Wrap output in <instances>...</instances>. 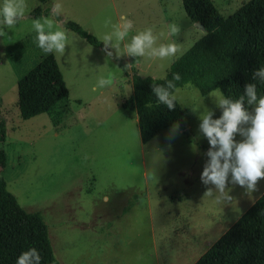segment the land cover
I'll list each match as a JSON object with an SVG mask.
<instances>
[{"label": "rangeland", "instance_id": "obj_1", "mask_svg": "<svg viewBox=\"0 0 264 264\" xmlns=\"http://www.w3.org/2000/svg\"><path fill=\"white\" fill-rule=\"evenodd\" d=\"M248 1L213 0L225 17ZM54 2L61 4L58 19L78 22L102 43L90 44L63 23L65 52L53 54L69 98L57 106L58 125L48 112L24 119L18 107V80L48 55L35 46L32 20L52 18ZM24 3L25 18L0 37V119L7 132L0 177L8 190L26 210L43 215L60 264H193L264 192V179L246 194L229 174L224 193L230 199L203 183L211 146L199 128L200 117L210 111L219 118L221 109L191 83L177 87L186 127L173 130V124L143 143L136 110L122 105L133 95V84L121 62L131 73L160 78L205 30L189 18L182 0ZM39 5L46 12L36 18L32 12ZM121 16L133 21L121 49L135 32L151 27L156 43L173 44L175 53L152 59L123 52L117 57L115 49L106 50L102 37L110 29L105 22ZM169 25L178 31L170 35ZM99 78L109 83L96 87ZM234 139L243 137L237 132ZM207 189L212 195H205ZM177 225L180 231L186 225L184 235L175 231ZM190 236L199 244L184 252Z\"/></svg>", "mask_w": 264, "mask_h": 264}, {"label": "trees", "instance_id": "obj_2", "mask_svg": "<svg viewBox=\"0 0 264 264\" xmlns=\"http://www.w3.org/2000/svg\"><path fill=\"white\" fill-rule=\"evenodd\" d=\"M182 4L189 18L201 23L206 33L172 62L167 79L179 73L181 79L173 81L176 88L191 83L203 95L219 88L231 100L243 95L246 83H256L257 94L264 95V83L252 80L253 70L264 67V0H249L228 17L213 0H182ZM45 12L39 5L32 15L38 18ZM63 23L90 44L102 46L78 22ZM121 64L125 74L132 75L133 83V95L122 105L136 110L142 142L147 143L173 124L184 129L186 114L179 100L173 109H168L152 92V85L163 84L164 80L141 75L136 70L131 73ZM68 98L69 89L54 54L46 55L18 80V107L24 119L48 112L58 125L61 112L57 106ZM253 106L245 98L246 110L250 111ZM6 136L5 120L0 119L2 166L7 162V153L2 147ZM31 247L38 250L40 264H60L43 215L21 206L0 177V264H15L17 256ZM193 264H264V192Z\"/></svg>", "mask_w": 264, "mask_h": 264}, {"label": "clouds", "instance_id": "obj_3", "mask_svg": "<svg viewBox=\"0 0 264 264\" xmlns=\"http://www.w3.org/2000/svg\"><path fill=\"white\" fill-rule=\"evenodd\" d=\"M24 0H0V37L5 35V29H10L25 18ZM62 15L61 4L54 2L51 5L49 16L33 19L31 31L35 33V46L44 54H63L67 45V34L63 29V22L58 19ZM109 27L103 37L104 48L116 50L119 57L121 52L132 57L148 56L152 59H164L172 56L176 49L171 43H156L151 27L131 35L121 49L120 43L129 37L133 28V21L126 16H121L118 22L106 21ZM178 31L175 25H169V34ZM112 51H106V56L112 57ZM163 84H153L152 92L157 101L166 105L168 109L175 107L178 93L173 81H179V73H173L172 79H167V73L160 77ZM252 80L264 83V67H259L252 72ZM109 82L104 78L96 81V87L104 88ZM175 89V92L170 91ZM130 91V89H128ZM209 96L215 99L217 107L221 109L219 118L213 119L212 112L205 111L200 117L199 128L211 146L206 155L209 160L201 172L204 184H212L224 193L226 182L245 187L246 194L256 190L257 182L264 179V95L257 94L256 83H246L243 95L239 99L226 98L219 88L212 89ZM245 98L248 105H255L250 113L244 107ZM248 124L247 128L239 127ZM178 125H173V130ZM239 132L243 137L240 141L234 139ZM205 195H212V190L207 189ZM224 193V199H230ZM217 199H220L217 197ZM41 256L34 247L22 251L16 258L15 264H40Z\"/></svg>", "mask_w": 264, "mask_h": 264}, {"label": "crops", "instance_id": "obj_4", "mask_svg": "<svg viewBox=\"0 0 264 264\" xmlns=\"http://www.w3.org/2000/svg\"><path fill=\"white\" fill-rule=\"evenodd\" d=\"M133 84V83H132ZM138 116V115H137ZM177 228H179V225H177L176 226V228H174L175 229V231L177 232V231H179V233L181 232V234H183V229H184V231L186 230V225L184 226V227H182V230L180 231V230H177ZM184 235V234H183ZM182 235V236H183ZM187 236V235H186ZM192 236V235H191ZM191 236L189 237V239H188V242H186L185 244H184V246L182 247L183 248V251L185 252V251H187V252H192L193 251V247H195V246H198V244H199V241L198 242H195V237H192V239H190L191 238ZM180 240V239H179ZM214 243V242H213ZM212 244V243H211ZM209 248V247H208ZM174 260H178V259H174ZM174 264H176V263H174Z\"/></svg>", "mask_w": 264, "mask_h": 264}, {"label": "water", "instance_id": "obj_5", "mask_svg": "<svg viewBox=\"0 0 264 264\" xmlns=\"http://www.w3.org/2000/svg\"><path fill=\"white\" fill-rule=\"evenodd\" d=\"M195 23H196V25H197L198 27L203 28V26H202L201 23H199V22H195Z\"/></svg>", "mask_w": 264, "mask_h": 264}]
</instances>
